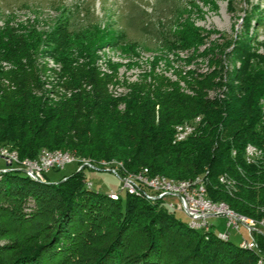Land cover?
I'll return each instance as SVG.
<instances>
[{"label": "trees", "instance_id": "obj_1", "mask_svg": "<svg viewBox=\"0 0 264 264\" xmlns=\"http://www.w3.org/2000/svg\"><path fill=\"white\" fill-rule=\"evenodd\" d=\"M34 41L9 29L0 34V57L12 67L0 72V142L10 143L21 159L62 150L115 160L128 172L145 168L149 178L203 175L209 201L254 221L264 218V156L249 165L244 159L247 145L264 151V63L254 71L242 67L237 85L211 99L208 93L220 86L215 69L173 68L167 75L153 61L135 81L120 85L97 71L91 55L78 64L56 49L65 95L52 101L36 72ZM113 85L127 92L113 96ZM186 121L196 132L173 144L174 126ZM219 178L231 183V193ZM27 197L35 202L30 213ZM109 197L87 189L82 173L56 184L17 171L0 174V254H8V264H257L256 253L189 228V220L143 196Z\"/></svg>", "mask_w": 264, "mask_h": 264}, {"label": "rangeland", "instance_id": "obj_2", "mask_svg": "<svg viewBox=\"0 0 264 264\" xmlns=\"http://www.w3.org/2000/svg\"><path fill=\"white\" fill-rule=\"evenodd\" d=\"M6 29L35 40V47L31 52L34 65L42 91L52 101H57V95L64 93L63 80L58 76L61 65L53 57L56 49L70 53V57L78 64L84 63V57L91 55L97 71L111 74L120 85L124 80L135 81L137 74L149 70L150 62L153 61L157 70L166 72L167 75H172L173 68L196 73H209L215 69L220 71L218 79L215 80L220 86L208 93L211 99L215 96L223 98L226 85H237L236 77L242 67L247 65L249 71H254L261 69L264 63V0H0V34ZM88 41L92 43L90 46ZM192 42L194 44L190 46L189 43ZM110 69L114 71L111 72ZM10 70L12 67L0 57V72ZM171 79L175 80V77L172 76ZM120 85L108 86L113 96L127 92ZM185 123L194 127L188 139L196 132V124L187 121L180 124ZM173 141L174 131L172 143L177 144ZM247 146L255 147L261 154L248 163L244 152L246 164H255L263 158V149ZM0 150L14 155L18 161L17 164L9 166L0 157V174L17 171L34 182L56 184L65 181L73 173H82L87 189L113 195L118 199L129 196L121 189V178H136L134 175L143 171L140 169L137 172H128L122 163L115 160L94 161L62 150L43 149L34 159H21L8 142H0ZM45 153L56 154L55 157L61 160H66L69 156L74 161L62 168L48 170L42 179L37 180L17 168L18 163H44L42 156ZM59 153L62 155H58ZM87 162L96 170L83 168L78 171ZM144 176L146 180L154 183L156 182L153 179L156 177H164L178 184L180 183L177 181L196 179L205 183L203 175L183 180L162 175L151 176L153 178ZM220 178L219 184L231 193V183H223ZM161 185L157 184L160 188H157V192L169 195L161 190ZM142 191L144 192L143 189ZM139 195L151 201L149 195ZM166 201L177 204L172 198ZM25 203V213L35 210V202L31 197H27ZM149 203L156 204V208L175 215L182 222L188 221L183 211L177 208H170L160 201ZM210 223L213 225L212 231L200 230L216 236L217 233L226 231L224 218L211 219ZM188 227L191 228L189 225ZM239 231L240 235L229 230V238L225 241L230 240L241 247L242 239L247 240L248 235L243 227ZM244 243L245 249L256 253L259 264L261 256L264 255L259 249L252 248V244ZM7 258V253L0 254V264H8Z\"/></svg>", "mask_w": 264, "mask_h": 264}, {"label": "built area", "instance_id": "obj_3", "mask_svg": "<svg viewBox=\"0 0 264 264\" xmlns=\"http://www.w3.org/2000/svg\"><path fill=\"white\" fill-rule=\"evenodd\" d=\"M254 158L258 157V152L247 150ZM7 163L6 165H13V163L17 164V159L15 156H0ZM45 158H47L45 160ZM42 161L44 163H30L24 162L18 163L17 168H21L19 170H23L28 175L33 177H42L48 170L53 169L54 167L62 168L65 164L71 163L74 161V158L68 160H60V158L48 159V157H43ZM87 162L86 166L79 167L78 171L83 168L94 169L93 166ZM96 170V169H94ZM113 171V170H112ZM122 187L121 189L126 195V192H131L132 189H143L145 194L151 197V202L160 201L162 203H166L168 207L179 209L183 211L184 215L188 218L191 224L198 225L202 227L204 230H211L213 225L210 223L211 219H219L224 218L226 221V231L217 233L223 234L225 237H229V230L234 231L235 233L240 235V227H243L247 231L248 239L243 242L252 244V248L259 249L260 253L264 255V225L250 223L246 220V222H237L233 220L229 216L228 213H224L223 211H217L210 209L206 202L203 201V194L201 190V184L189 187V188H175V187H167L169 188V195H161V192H157V184L162 183H153L152 180H142L140 178L134 177H125L121 178ZM172 198L176 205L173 203H167L166 199ZM264 264V262H263Z\"/></svg>", "mask_w": 264, "mask_h": 264}, {"label": "bare ground", "instance_id": "obj_4", "mask_svg": "<svg viewBox=\"0 0 264 264\" xmlns=\"http://www.w3.org/2000/svg\"><path fill=\"white\" fill-rule=\"evenodd\" d=\"M194 130V127L192 125H189V124H186V125H178L175 127L174 129V143L175 142H182L184 140L187 139V137L189 135H191V133L193 132ZM247 150H250V151H254V152H258V157L260 156L261 152L252 147V146H247L246 149H245V157H246V160L248 163H250L251 161H253L254 159V156H252L250 153L247 152ZM54 154H49V153H45L42 157H48V159H55L57 157H54L52 156ZM58 155H62V153H59ZM57 155V156H58ZM0 156H14L12 154H8L6 151H2L0 150ZM60 157V156H59ZM69 157V156H68ZM66 158V160L70 159L69 158ZM64 159V158H63ZM61 160V159H60ZM65 160V159H64ZM108 164V163H107ZM4 172V171H3ZM11 172V171H10ZM24 173V172H23ZM146 175V170H143L142 172H140L138 175H134L136 176V178H140L142 180H146L145 176ZM31 178H33L34 180H37V179H42V177H33L31 175H29ZM139 176V177H138ZM156 183L158 182H161L162 185H161V190L166 192V193H169V188L167 187H175V188H189V187H193V186H196V185H199L201 184V190H202V194H203V201L207 203L208 207L210 209H213V210H217V211H223L224 213H228L229 216L231 218H233V220H236L237 222H246V220L250 223H254V224H260V225H264V220H261V221H254L250 218H246V217H243V216H240L236 213H234L233 211H231L227 206H225L224 204H214L212 203L211 201L207 200L206 199V191H205V187L203 185V182L199 179L195 180V181H183V182H179L180 184L178 183H175V181H170V180H167L163 177H156L155 179ZM221 181L224 183L223 179H221ZM154 183V182H153ZM159 188V187H157ZM160 189V188H159ZM128 195H139V194H143L145 195V193L142 191V189H132L131 192H126ZM165 193V194H166ZM112 199H116L117 197H114L113 195H109ZM189 226L193 229H203L202 227L198 226V225H195V224H191V222H189ZM204 230V229H203ZM217 237L221 240H224L229 238V237H225V235L223 234H218ZM248 245V244H247ZM241 247L242 248H245V243L242 242L241 244ZM255 251V250H254ZM261 261L259 262V264H263L264 262V257L261 256Z\"/></svg>", "mask_w": 264, "mask_h": 264}]
</instances>
